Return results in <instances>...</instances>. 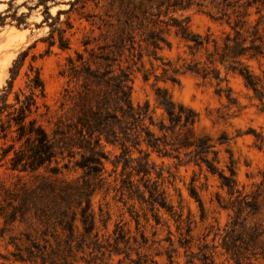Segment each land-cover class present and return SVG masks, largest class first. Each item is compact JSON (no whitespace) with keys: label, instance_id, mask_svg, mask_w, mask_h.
Listing matches in <instances>:
<instances>
[{"label":"trees","instance_id":"16d2710c","mask_svg":"<svg viewBox=\"0 0 264 264\" xmlns=\"http://www.w3.org/2000/svg\"><path fill=\"white\" fill-rule=\"evenodd\" d=\"M50 1L56 3L55 0L35 2V6H43L44 21L50 27L45 40L49 47L69 49L66 32L73 25L66 20V27H62L58 19L70 8L58 9L53 16L49 12ZM78 1L70 0L69 4L72 7ZM95 6L102 8L103 13L88 17H96L90 23L99 33L93 37L84 35L82 51L74 50L75 55L66 59L65 71L69 82H73L72 87L64 89L69 115L59 118L51 132L42 122L48 117V107L43 104L46 110L40 111L38 98L44 97V83L38 68L29 64L25 87L14 89L27 49L13 60L9 77L0 91V165L14 176L8 183L0 181V232L24 225L20 235L12 236L16 249L12 255L19 262L72 264L70 258L80 253L86 264H113L112 256L123 253L120 244L129 242L128 231L117 223L112 234L100 233L92 208V196L104 179V160L109 157L104 150L106 144L120 149L112 161L115 167L121 164L120 175L129 168L122 179L124 187L134 192L136 186L139 191V184L132 179L134 175L139 176L148 193L145 196L144 191H139V199L150 203L152 209L163 208L176 215V221L181 222L182 212L176 213L168 202L162 187V168H157L150 159L151 150L161 155L171 154L168 144L161 139L167 133L174 136V146L170 149L177 151V157L183 145H192L190 152H194V161L200 159L211 172H218L228 193L236 194L231 205L237 204V214L246 207L253 213L258 212L264 202V169L258 188L247 199L248 194L242 195L237 186L234 161L230 160L227 174L217 168L216 155L208 158L209 152L216 153L210 136L201 135L188 142L189 136L183 130L198 121L195 109L173 100L166 88L157 86V102L168 120V123L164 119L157 123L148 101L135 105L131 100L132 66L142 69L146 56L151 68L143 70L145 78L153 73L156 79L175 82L180 73L190 72L215 79L220 85L227 80L228 72L238 73L264 112V71L262 75L254 73L249 63L264 58V0H96ZM193 8L206 11L218 22L219 34L209 29L205 33L193 31L189 15L184 14ZM6 16L0 12V24H4ZM25 18V12L15 16L16 24H25ZM171 32L184 41L190 56L188 60L183 58L181 64L166 60L160 54L164 46L170 48ZM157 61L160 63L153 68ZM158 67L161 75L155 73ZM218 90L225 91L227 99L235 101L229 86H218ZM150 126H157L162 136L156 135ZM180 138L185 142L179 141ZM256 139L261 146L263 136L256 134ZM133 149L138 156H133ZM64 152L69 158L80 155L76 161L83 169L80 176L57 177L69 165V160L61 163L63 157L58 159ZM153 172L155 179L151 177ZM99 211L106 228L110 215L108 212L104 215L101 207ZM154 218L156 223L161 220L157 212ZM190 218L188 214L185 219L187 234L192 230ZM251 229L247 245L252 261L264 263V227L259 231L254 223ZM183 238L189 241L188 237ZM224 245L232 256L238 257L235 241ZM212 253L207 246L203 247L202 264L213 263ZM1 258L9 259L0 253Z\"/></svg>","mask_w":264,"mask_h":264},{"label":"rangeland","instance_id":"374dc122","mask_svg":"<svg viewBox=\"0 0 264 264\" xmlns=\"http://www.w3.org/2000/svg\"><path fill=\"white\" fill-rule=\"evenodd\" d=\"M0 0V12L7 14L4 24H0V91L9 77V67L18 54L27 49L28 53L19 74L14 81V89L25 87L28 65L37 67L44 83V97L38 98L40 111L48 107L47 118L42 122L49 132L59 118L69 115V103L64 98L65 87H72L67 75L66 59L69 55L74 56V50L82 51L81 39L84 35L97 36L98 29L91 25L96 17H88L91 14L100 15L103 9L96 7V0H79L72 7L70 0H55L56 3L48 2L49 12L54 16L58 9H69L61 13L58 25L66 27L68 20L73 26L66 32L70 39L69 49H60L57 45L48 46L45 37L50 27L44 21L43 6H35L36 0ZM82 4H84L82 6ZM31 6V8H29ZM6 10L7 13H6ZM16 12V13H15ZM22 12L26 13L25 24H16L15 16ZM190 17V27L193 31L205 33L208 29L214 34H219L221 26L214 21L206 11L189 9L184 12ZM15 15V16H13ZM88 18V19H87ZM50 20V19H49ZM171 42L170 48L164 46L160 54L166 59L177 64L182 59H189L187 48L178 36L171 32L168 35ZM86 56V54H85ZM180 57V59H178ZM145 65L142 69L132 66L131 100L133 104L149 102L153 109L154 119L157 123L161 119L168 123L163 109L158 105L156 87H164L168 90L172 99L182 102L195 109L199 114L198 121L186 131L189 141L198 136L208 135L211 138L212 150L215 154L208 153V158L216 155L215 164L219 170L228 174L227 166L232 159L236 169V181L239 190L248 194L251 199L261 181V172L264 169V112L260 110V102L254 96L253 91L245 84L244 79L238 73L228 72L226 81L217 85L215 79L203 78L190 72L180 73L178 80L172 82L163 78L156 79L153 73L147 78L143 70L151 68L148 58L144 57ZM160 62H154L153 68ZM251 69L254 73L262 75L264 71V58L251 60ZM123 65H127L123 63ZM155 73L161 75V68H156ZM224 75V71L221 72ZM229 86L231 96L235 101H230L225 91H219L218 86ZM27 90V89H25ZM62 103H64L62 105ZM156 135L162 136V131L157 126H150ZM256 134L263 136V142L259 146ZM174 136L167 133V137L161 138L168 145L170 155H161L151 150L150 159L157 168H162V187L165 189L167 200L173 205L176 213L182 212V220L176 221L177 216L171 215L163 208H151L150 203L141 201L139 194L144 191L143 181L139 176H132L135 184H139L140 192H132L124 187L121 164L114 166V155L120 152L118 146L106 144L104 150L108 152V159L104 160L102 182H99L97 190L92 196V208L96 214L97 226L100 233L112 234L116 224L123 225L127 230L129 242L120 244L123 253L112 256L113 264H202L200 254L203 247L213 252L212 264H264L262 261H252L247 241L252 234L251 227L256 223L258 230L264 227V202L258 212L253 213L248 207L237 214L236 203L231 201L236 194L230 195L227 188L221 184L218 172H211L206 163L197 159L194 161L192 145H183L177 157V151L170 149L174 146ZM181 138L179 139V141ZM177 142V141H176ZM181 142H185L183 139ZM186 144V143H184ZM146 148L145 144H142ZM133 149V156H138ZM62 162L69 160L68 168H64L59 178L74 179L83 173V169L76 165L80 158L79 154L68 157L66 152L58 155ZM192 158V159H189ZM189 160V161H187ZM151 177L155 179L156 173ZM14 180L13 174L0 165V181L10 182ZM242 206H244L242 204ZM99 207L103 214L109 213L106 228L100 220ZM160 215V222L156 223L154 214ZM190 214L191 232L187 234L185 219ZM233 224L234 228H233ZM24 225H15L4 233L0 232V253L9 259L0 262L4 264H27L14 260L12 252L16 251L12 241L15 235H20ZM188 237L186 241L183 237ZM263 236L260 237L262 239ZM235 241L237 244L236 255L232 256L227 251L225 243ZM168 255H171L169 257ZM106 257V255H105ZM118 259L121 262H118ZM239 259V260H238ZM72 264H86L80 258H70Z\"/></svg>","mask_w":264,"mask_h":264}]
</instances>
